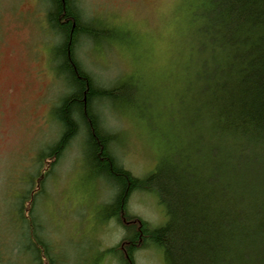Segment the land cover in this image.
<instances>
[{"label":"rangeland","instance_id":"374dc122","mask_svg":"<svg viewBox=\"0 0 264 264\" xmlns=\"http://www.w3.org/2000/svg\"><path fill=\"white\" fill-rule=\"evenodd\" d=\"M200 1L77 0L87 18L114 27L125 43L82 44L79 60L98 81L118 76L123 82L132 76L121 99L136 107L140 95L133 87L155 84L147 112L158 132L170 134V147H176L171 152L181 149L179 142L187 138L182 133L185 121L173 130L168 123L178 121L176 93L194 82L181 71L188 51L180 42ZM47 9L44 0H0V264H117L106 250L122 233L114 219L103 217L114 191L90 176L82 138H75L52 166L45 156L60 132L58 95L67 92L54 72L56 37ZM41 57L45 73L38 78L34 59ZM176 74L181 76L177 81ZM43 95L45 105L40 104ZM137 112H106L104 120L121 138L111 146L116 157L143 177L156 169L166 148L152 144L157 130H145ZM45 114L46 122L38 129ZM128 204L151 227L167 221L154 193L135 191ZM134 259L136 264H165L162 250L154 245L136 251Z\"/></svg>","mask_w":264,"mask_h":264},{"label":"trees","instance_id":"16d2710c","mask_svg":"<svg viewBox=\"0 0 264 264\" xmlns=\"http://www.w3.org/2000/svg\"><path fill=\"white\" fill-rule=\"evenodd\" d=\"M45 1L47 21L60 37L57 73H64L69 89L55 111L62 136L49 152L56 154L83 131L90 176L116 189L103 217L125 231L106 252L121 264H134V252L149 245L162 250L165 264H264V0H201L193 9L190 123H198L208 141L201 143L198 128V140L184 141L195 165L164 162L143 178L117 164L113 136L102 130L96 110L99 100L121 98L124 88L97 84L78 59L80 41L124 44L121 35L86 19L74 0ZM136 190L154 193L166 207L163 226L150 229L125 213Z\"/></svg>","mask_w":264,"mask_h":264},{"label":"bare ground","instance_id":"6f19581e","mask_svg":"<svg viewBox=\"0 0 264 264\" xmlns=\"http://www.w3.org/2000/svg\"><path fill=\"white\" fill-rule=\"evenodd\" d=\"M74 1H75L76 6L79 8V10L81 11V13L83 14V16L86 17L85 14L82 12L81 8L78 6L77 0H74ZM199 3L200 2H198L197 4H195L194 5V8L196 6H198ZM47 11H48V9H47ZM86 19L91 20V19H89L87 17H86ZM187 23H188V29L185 32L186 33L185 34L186 36L184 35V37H182L181 42H180V46H181V49H182V46H183V48H185L188 51V59H187L188 61L186 62V64L184 66H182L181 71L183 70L184 73L191 74V73H189L188 67L190 65H193L194 66V60H193L194 48L192 46L193 45V42L192 41H195V38H194V35H191V27H192V25H190V22L189 21H187ZM49 27H50V31H51L52 35L56 37V41H55V45H54V48H55L59 44V42H60V37L54 32V30L51 28L50 25H49ZM123 39L124 38L122 37V41H123ZM82 43L83 42L80 41L79 45L80 44L82 45ZM110 43H117L118 44L117 41L109 42V43H104V44H110ZM123 43H124V41H123ZM80 46L78 47V52H79ZM54 48H53V60H52V63L55 65V71L54 72L56 73L57 77L63 79L64 83H66V85H67V82L65 80L66 78H65L64 73L61 72V71H59V73L61 72L60 74L57 73V70H59V69H56V60H55V55H54ZM78 59H79V57H78ZM81 65L93 77V79L97 82V84H100V85L104 86L106 89H113V88H116V87H122V88H124L126 85H128L131 82V80H133V78L131 76L128 79L129 80V83L127 82L128 80H125V81L121 82L120 81V77L117 76L113 81H110V80H109V82L98 81V79L95 77V75L88 68H86V66L83 63ZM185 68H186V70H185ZM180 74H181V72H180ZM191 75L193 76V78H195L193 73ZM180 77L181 76H179L178 74H176L175 81L179 80ZM153 78H155V77H152L151 79H153ZM163 81L164 80L161 79V82L160 83H157V84H161ZM195 81H196V79H194V82L191 83V85H189L188 87H185L183 90H181L180 92L176 93L177 102H178L177 103V109H176V112H177V120L178 121H170L168 123V126H169V128L171 127V130H173L174 128H177L178 129L179 125H181L182 122L185 121V123H187V124H184L183 125V127H182V133H183V136L187 137L186 138V143L192 141V137H194L196 140H198V137H199V134H200L199 132L201 131V134H202V142L201 143L202 144H205V142L208 141V138H207V134L205 133L204 129L198 123H193L195 126L192 123H190V119L192 117V113L194 112V103H193L192 100L194 98V93H195V85H194L195 84ZM153 85H155V84H153L151 82L149 84V82L147 81L141 87L139 86L140 87V90H138V89L136 90L133 87V89L135 90V92L137 91L136 92L137 93V96H138V93L140 95V99L138 101H136L137 99L135 100L137 102L136 104H140V107H136V105H134L135 103H132V101L130 103L126 102V100L121 99L122 97L121 98H117L115 100H112V102L111 101H106V100H103V99L102 100H99L98 101V104L96 105V110L98 112V115L100 116L102 130L103 131H106L107 133H109L110 135L113 136V140H112L113 143L111 144V146L112 145H115V143L121 141V138L119 136V132L118 131H114L113 129L109 128L105 124V120H104L105 113L106 112H108V113L109 112H115V111H119L120 112V111H125V110L129 112L132 109H138V112H139V113L137 112L138 118H139V120L143 124L146 125L145 126V130H148V131H151V132H154L155 130H157L156 131L158 133L157 135H159V137H157V139L154 140V143H152V142L151 143L153 145H155L156 147H158V148L160 146H163L164 148H166V150L163 151V154L164 155L159 160V162H158V164L156 166V169L159 167V165H162V163H164V162L165 163H167V162L170 163V162H173L174 160L175 161L182 162V163H185V164L187 163V165H192V166L195 165L196 163H194V161H192V158L193 157H190V156H188V155L185 154V151H186L185 146H187L188 144L186 145L184 142L180 141L179 142L180 144L178 146L181 147V149H179L178 151L171 152L176 147L174 145L172 146V148L170 147L171 144L168 141V139L170 138L169 137L170 134H168V131L167 130H165L163 134L160 131L158 132V129H159L158 126L156 127L155 122L152 121V117L149 116V113L147 112V109H148L147 106H148V101H149L148 98L151 97L150 94L152 93ZM141 90H143V91H141ZM68 92H69V89L67 87V92L66 93H63L61 95L60 94L58 95L59 96V99H58L57 107L59 106L62 98L66 94H68ZM56 119H57L58 127H60V132L58 133V137L55 140L56 141L55 143H57L59 141V139L61 138L62 132H63V128H64L63 125H62V122L58 118H56ZM148 125H149V127H148ZM147 127H148V129H147ZM198 128H199L200 131H198ZM186 132H188L187 135H186ZM120 134H122V133H120ZM77 137L82 138L81 142L83 143L84 133H83L82 130H79L78 132H76L75 134H73L69 138L68 142L56 154H54V153L52 154V152H49L48 151V153L45 156H48L49 157V161H51V163H49L50 166H52L57 161L58 162L60 161V158L62 156V153L70 145V143L75 138H77ZM163 144H166L167 147L165 145H163ZM54 145L55 144L53 143L52 146H51V148H53ZM111 151H112V148H111ZM112 153H113L112 155L115 158V161L117 162V164L120 165L123 170H127L130 174H132L133 176H135L130 170H128V169H126V168L123 167V164L121 163L120 159L118 157H116V155L114 154L113 151H112ZM172 153H175V155L172 154ZM45 156L42 157L43 160H45ZM195 158L196 157H194L193 160ZM84 159H85V157H84ZM39 163H40L39 164V167H42L41 161ZM84 164L87 166L86 160H84ZM39 174H40V172L37 175H39ZM145 176H143V177H145ZM135 177H137V178H143V177H138V176H135ZM101 180L103 182H105L108 185V187H110L114 191V194H113V197H112L111 201L108 202V204H107V205H109L112 202V200L114 199V197L116 196L115 195L116 194V189L114 187H112L111 183L108 180H106L104 178H102ZM136 191H138V190H136ZM133 192H135V191H133ZM133 192H131L130 195H129V197H128V200L126 202V207H125L124 211H125V213L127 215H131V216H135V217L141 218L139 215H136V214L131 213L129 211V209H128V207H129V204H128L129 203V199H130L131 195L133 194ZM159 204L162 205L160 202H159ZM162 206H163V208L165 210V213H166L167 212L166 207L164 205H162ZM166 215H167V213H166ZM141 219H143V218H141ZM167 220H168V215H167ZM144 221L148 224V226H149L150 229H156L154 227H151L150 224L146 220H144ZM119 228H120V231H121L122 234H121V237L118 239L117 243L120 242L125 237L124 228L122 226H119ZM138 250H140V249H138ZM138 250H136V251H138ZM135 252H134V254H135ZM134 254H133V260H134V264H136L135 263V259H134ZM116 261H117V264H121L118 259H116Z\"/></svg>","mask_w":264,"mask_h":264},{"label":"flooded vegetation","instance_id":"af4514ba","mask_svg":"<svg viewBox=\"0 0 264 264\" xmlns=\"http://www.w3.org/2000/svg\"><path fill=\"white\" fill-rule=\"evenodd\" d=\"M34 60L37 63V66H38V68L36 70V73L38 74L37 77L38 78H41L42 77V74L41 73L42 72L45 73V71H44L45 67H44V64H43V59L41 57V58H37V59H34ZM43 99H44V95L42 96V101H40L41 102L40 104L45 105V102H44ZM45 122H46V114H45L44 119L42 120L41 124L39 125V128L38 129L42 128L44 126Z\"/></svg>","mask_w":264,"mask_h":264}]
</instances>
